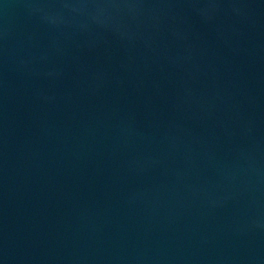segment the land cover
I'll return each instance as SVG.
<instances>
[{"label":"water","instance_id":"obj_1","mask_svg":"<svg viewBox=\"0 0 264 264\" xmlns=\"http://www.w3.org/2000/svg\"><path fill=\"white\" fill-rule=\"evenodd\" d=\"M0 264H264V0H0Z\"/></svg>","mask_w":264,"mask_h":264}]
</instances>
